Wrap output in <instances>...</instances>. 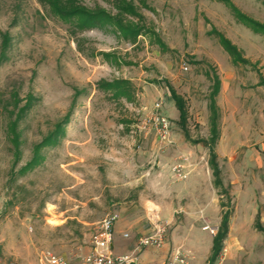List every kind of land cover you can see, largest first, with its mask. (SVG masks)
<instances>
[{
	"label": "rangeland",
	"instance_id": "rangeland-1",
	"mask_svg": "<svg viewBox=\"0 0 264 264\" xmlns=\"http://www.w3.org/2000/svg\"><path fill=\"white\" fill-rule=\"evenodd\" d=\"M131 1L139 15L121 13ZM231 1L264 23V0ZM70 4L122 14L142 34L132 40L109 25L77 28L60 12ZM213 29L249 62H234ZM0 61L2 264H37L45 250L72 259L86 253L110 211L124 227L135 218L142 226L134 234L127 228L113 250L121 240L134 247L157 222L169 221L166 253L183 246L194 256L190 264H205L206 253L192 245L210 241L204 225L220 227L228 208L233 233L213 264H264V231L256 224L264 184V34L226 2L0 0ZM216 75L215 151L228 192L214 183L208 146L192 141L211 137ZM116 78L133 82L134 100L98 87ZM169 88L187 103L190 138ZM157 114L170 121V141L159 135ZM61 124L60 138L42 145ZM33 159L38 163L22 170Z\"/></svg>",
	"mask_w": 264,
	"mask_h": 264
},
{
	"label": "trees",
	"instance_id": "trees-1",
	"mask_svg": "<svg viewBox=\"0 0 264 264\" xmlns=\"http://www.w3.org/2000/svg\"><path fill=\"white\" fill-rule=\"evenodd\" d=\"M226 2V4L233 10L237 18L242 21L245 25L250 27L256 33L264 34V23L258 21L257 19L249 16L248 14L243 13L231 0H220ZM54 4V3H53ZM56 9V8H55ZM122 14L128 15H139L137 11V6L134 2H129L127 5L122 7ZM58 10V9H57ZM66 18H69L70 23L74 24L77 28L80 29H90V28H104L106 26H113L115 30L120 31L124 37L132 40H136L140 34H142V27L138 26L136 23L129 21L128 23L124 22L123 16L112 15L111 13L107 12L105 9H98V10H90L86 8H81L76 5L70 4V10H62L60 11ZM123 14V15H124ZM217 33L219 37V41L224 47V49L231 55L234 62L236 63H248V59L245 58L240 49L236 44H234L231 39L226 37L224 34L217 31V29H213L211 33ZM164 45V43H162ZM1 63V61H0ZM98 87L103 91L111 92V96L114 99H120L125 97L128 100H134L135 98V88L133 82L127 78H116L112 81L102 79L98 82ZM221 88V79L218 75H216L214 83H213V90L211 95V102L210 108L212 109V118H211V137L207 139H196L192 140L193 142H203L205 145L208 146L210 151V164L213 169L214 175V183L216 186L221 187L222 191L228 192V188L225 187L223 183V179L221 176V169L217 160V153L215 152V144L217 139L219 138V128H218V110H217V103H216V96L219 94ZM171 96L175 101V104L180 112V119L179 122L181 127L185 131V134L190 138L189 131L187 129V121H188V107L185 99L180 96L175 89L169 88ZM26 108V107H25ZM22 108V111L25 110ZM64 133L63 125L61 124L58 129L53 132L42 145L51 144L56 142L60 136ZM37 147L36 152L40 150L41 146ZM37 159L31 160L29 163L23 167L22 170H28L35 164H37ZM230 218H231V209H226L223 212L222 222L219 227L217 234L214 236V250L211 257V263L213 264L215 260L219 257L224 241L227 238L230 226ZM258 227L261 230H264L262 225L258 223Z\"/></svg>",
	"mask_w": 264,
	"mask_h": 264
},
{
	"label": "built area",
	"instance_id": "built-area-1",
	"mask_svg": "<svg viewBox=\"0 0 264 264\" xmlns=\"http://www.w3.org/2000/svg\"><path fill=\"white\" fill-rule=\"evenodd\" d=\"M160 106L161 103H158L157 108L159 109ZM155 122L160 137L163 140L170 141L171 124L169 119L157 114L155 116ZM119 219V212L110 211L97 222L91 234V247L88 252L77 253L72 259L61 254H56L50 250H45L39 255L37 264H141V252L144 249L149 247L159 249L165 244L170 230V222L159 221L148 233L138 238L136 244L130 251L119 254L113 253L114 227ZM203 229L210 231L215 236L219 227L206 224ZM124 236H129V233H124ZM193 258L194 256L189 251L178 247L170 253L165 264H190Z\"/></svg>",
	"mask_w": 264,
	"mask_h": 264
},
{
	"label": "crops",
	"instance_id": "crops-1",
	"mask_svg": "<svg viewBox=\"0 0 264 264\" xmlns=\"http://www.w3.org/2000/svg\"><path fill=\"white\" fill-rule=\"evenodd\" d=\"M180 113V112H179ZM180 116V115H179ZM195 143H199V142H195ZM217 143V142H216ZM216 146V144H215ZM216 152V151H215ZM261 166L264 168V163L261 162ZM221 169V168H220ZM264 171H262L263 173ZM263 184V183H262ZM260 184L259 185V189H260V203L258 205V208H257V220H256V224H257V228L259 230H261L259 227H258V223L260 225H262V227L264 228V184L262 185ZM201 212V218H204V222L205 223H209V219H208V216L207 214L205 215L206 213V209H201L200 210ZM133 215H135L133 213ZM222 216H223V213H222ZM222 216H221V222H222ZM136 221H133L131 222L128 227H124L126 225L123 224V220L122 218L118 220V223L115 224V227H114V240L115 238H125L124 236V233H126L127 231V228H131V230H133V234H134V231H137V232H140L142 231V226L140 224V221L139 219L135 218ZM221 222H220V225H221ZM214 225L218 226L219 224L218 223H215ZM233 229H234V225H233V221L230 223V226H229V232H230V235L231 233H233ZM205 230V229H204ZM170 231V230H169ZM261 231H264V230H261ZM123 236V237H122ZM133 238V236L131 237V239ZM168 238H169V233H168V237L166 239V242L165 244L163 245V249L161 250H156V249H152V248H148V249H144L142 252H141V258H142V262L141 264H165L170 253L178 248V247H181L187 251H191L189 250L188 248H185L183 246H174L169 253H166L168 251L167 248V241H168ZM113 240V242H114ZM211 241H212V244H211ZM120 245H119V248H118V251H115L112 249L113 253L115 254H119V253H125V252H128L131 250V248L133 247V243L131 241H128V242H122V240L120 241ZM167 247V248H166ZM192 248L194 250H196L198 252V254H203V253H206V261L207 263L205 264H212L211 263V257H212V254H213V250H214V236L211 237L210 241L204 246L202 245L201 243L199 242H196L194 245H192ZM168 254V255H167ZM200 256V255H199ZM0 264H2L0 262ZM194 264H199V262L197 263H194Z\"/></svg>",
	"mask_w": 264,
	"mask_h": 264
}]
</instances>
